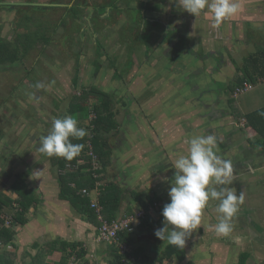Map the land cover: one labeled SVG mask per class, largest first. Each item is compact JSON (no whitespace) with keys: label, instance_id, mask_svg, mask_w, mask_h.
Listing matches in <instances>:
<instances>
[{"label":"rangeland","instance_id":"obj_1","mask_svg":"<svg viewBox=\"0 0 264 264\" xmlns=\"http://www.w3.org/2000/svg\"><path fill=\"white\" fill-rule=\"evenodd\" d=\"M3 1L11 0H0V3ZM30 1L48 3L55 8L36 9L27 4L16 5L19 9L10 11L8 6L0 5V37L13 45H18L21 49L24 44H28V40L31 43L30 49L25 51L20 62L0 63V154L2 156L0 192L8 187L10 173L18 175L25 170L20 162L26 161L27 155L20 156V151L32 147L34 143L40 147V137L47 135L53 118L72 115L77 119L78 125L85 126L89 122L69 113L70 104L75 100L74 96L79 95L80 92V88L74 86L76 75L79 78L78 85L82 87L96 85L105 91L111 89L113 91L116 88L118 94L116 97L121 98L119 101L121 104H115V109L119 110L120 131L110 135L109 142L113 148V155L107 169L103 171L102 184L111 180L122 182V172H127L123 170L133 164L132 160L127 164L125 162L127 158L152 157L151 154L144 156L142 153L144 152L142 145H150L149 141L147 143V140H144L137 146L141 133L137 131L136 119L137 114L140 115L143 110L146 113L150 112L151 125L154 124L157 128L161 124L154 121L152 114L153 109H156V100H151L153 92H156L157 97L163 95L160 98L163 102L172 103L173 97L175 98L176 118L180 116L182 125L190 126L193 121L198 120L196 113L189 119L179 115L181 111L183 114H185L184 111L188 113V108H191L192 100H194L191 96L195 97L198 94L195 91L196 82H190L188 86L182 84L181 79L185 80V77L181 76L189 71L187 64H191L193 72L199 69L198 64L201 67L208 66L209 73L204 68L206 75H203L206 94L213 89L212 93L219 95L220 90L226 89L229 97H232L233 102H236L239 110L244 113L264 106V82L254 84L253 89L235 95L231 87L237 86V80L230 72L233 69L229 65L225 66L224 75L216 77V80H213V75V78L208 75L212 71V66L209 67L207 64H215V62L209 60L208 56L212 54L207 50L217 48V43L214 46L212 40L206 39V29L198 31L189 27L186 30L183 27V17L187 12L180 10L175 0H159L161 4L159 13L155 10L140 9L145 16L142 19L138 16L141 14H138L133 7L141 8L137 0H114V4L121 9L107 6L106 10H103L102 5L107 0H88L89 5L84 8L83 15L86 20L77 19L75 13L67 8L68 4L74 3L71 0H14L20 3ZM153 2L151 1V4ZM97 4L100 8L96 7V10ZM76 9L78 16L79 8ZM101 13L104 14L101 15ZM173 16L179 19L178 23L174 21ZM139 22L143 27L136 32ZM168 24L171 28L180 30L177 33L178 36L186 37V44L196 50L194 54H182L174 61L168 57L179 56L178 52L181 51H175L178 46L175 47L174 44L177 43L180 46L183 44L176 41L177 37L173 44L163 39L168 31L165 28ZM184 32L187 33L183 34ZM255 40L256 38L254 42ZM229 41L226 44H229ZM234 41L237 45V39ZM223 47L221 46V49ZM244 48L243 54L233 55L235 70L241 65L243 55L254 53L258 46L252 43ZM169 52L172 54L167 56ZM101 53L105 54L104 58ZM213 58L217 60L216 64L222 67L224 64L222 54L219 58ZM98 60L103 69L97 74L95 72ZM110 60L120 62L117 66L121 77L114 74L115 69L112 64H109ZM123 61H126V64H121ZM173 78L176 79V84L172 83ZM37 83H42L44 87L38 89ZM158 93L162 94L158 95ZM144 96L149 97L150 100L148 99L146 103L148 106L143 109L140 102ZM127 104L130 106L127 109L129 112L126 110ZM148 126L151 128L150 125ZM148 132L152 131H146L145 139L148 137ZM242 133L243 130L240 134ZM32 157L28 158L29 168L32 165ZM135 189L134 187L132 192ZM96 196L94 193L92 198ZM133 206L141 205L134 200Z\"/></svg>","mask_w":264,"mask_h":264},{"label":"crops","instance_id":"obj_2","mask_svg":"<svg viewBox=\"0 0 264 264\" xmlns=\"http://www.w3.org/2000/svg\"><path fill=\"white\" fill-rule=\"evenodd\" d=\"M239 2L241 5L239 13L224 20L219 27H213L210 13L207 10L197 17L188 12L183 17V27L186 30L189 27L198 31L206 29V39L212 40L214 46L217 43V48L207 50L212 54V56H208L209 60L215 62V64H207L209 67L212 66V71L208 75L211 77L213 75V80L224 75L227 65L234 70V72L230 70L234 74V79L237 78L239 72L234 69L233 55L243 54V48L252 43L256 44L258 49L264 47V0H239ZM174 21L178 23L179 19L175 18ZM166 27H169L168 30H176L175 27L171 28L170 24ZM179 38L178 36L176 41H179ZM254 38H256L255 42ZM236 39L237 45L234 41ZM227 41L229 44H226ZM221 46L224 47L221 49ZM147 52L148 50L145 51L146 54ZM186 53L192 52L185 51L184 54ZM221 54L224 62L222 67L216 64L217 60L213 58H219ZM251 54L253 53L248 55ZM243 56L244 60L247 54ZM190 65L187 64L189 71L181 76L185 77V80L181 79L182 84L188 86L190 82H196L195 91L198 94L195 97L191 96L194 100H192L191 108H188V113L184 111L185 114H183L181 111L179 115H184L183 117L189 119L196 113L198 120L193 121L190 126L182 125L181 120H179L180 116L176 118L175 98L173 97L172 103L170 101L163 102V99H160L163 95L157 97L156 92H153L151 100H156V109H153L152 114L154 121L161 124L157 128L154 127V124L151 125L150 112L146 113L143 110L140 115L137 114L136 119L137 131L141 133V137H138L137 146L142 144L140 142L144 140H147V143L149 141L150 145H142L144 152L141 149L140 151L144 156L151 154L152 157L127 158L125 160L127 164L131 163L132 160L133 164L124 169L123 171L127 172H122L121 175L122 182L120 183L125 199L118 217L126 214V209L134 213L142 208L141 206H133L134 200L136 201L135 194L140 192L144 197L150 196V199L154 200L153 204L159 206L157 217L151 214L157 221L154 232L157 228L162 227L164 218L161 211L164 204L169 202L168 189L170 187L169 181L175 172L174 160L178 155L186 154L188 140L192 136L215 135L218 140V154L225 159H230L233 164V181L228 187L234 189L238 194L243 193V203L233 218L232 233L223 237L217 236L214 231V225L218 222V213L215 210L218 201L210 200L202 215V226L192 231L186 240L183 256H175L173 262L174 264H238L243 255H246L244 264H264V152L251 142L250 135L252 136L253 132L242 129L245 124L243 117L245 113L239 110L236 102H230L231 98L228 91L223 89L225 91L220 90L219 95H215L212 93V89L206 94L203 86L205 85L203 75H206L204 68L209 73L208 66L201 67L198 64L199 69L193 72ZM173 80L172 83L176 81L174 78ZM261 82H264V79L261 78L258 81V83ZM169 88L171 89V87ZM162 93H158V95ZM148 99L149 97L144 96L140 102L143 109L148 106L146 104ZM127 108H129L128 104ZM185 123L187 124V122ZM147 130L152 132H148V137L145 139ZM242 130L243 133L240 134ZM34 144L32 147L20 151V156L27 155V160L20 162L25 170L18 175L10 173L8 187L0 192V201L4 202L5 195L16 198L19 194L18 189L22 191L24 188H26V193L34 194L38 201H35L28 210L29 221L24 225L15 226L16 235L11 242L13 248L9 249L3 246L0 248V253H9L14 258L13 264H35L33 257L44 249L46 244L64 239L83 242L90 253V258L106 264L111 255L110 245L98 239L100 224L90 221L81 214L78 207L68 199L61 197L58 179L60 170L52 163L54 156H43L39 152L38 144ZM29 155L33 156L31 168L28 165L30 162L28 160ZM134 187L136 189L132 192ZM94 193L96 195L95 187L90 190V199ZM6 219L12 220L11 208L8 210ZM134 232H138V228ZM154 232L150 233L145 229L144 233L139 235L138 240L146 245L149 254L157 257L168 244L166 241L163 242L158 239ZM116 245L119 247L118 244ZM44 253H46L44 256L47 261H58L62 256L59 250L50 252L44 249ZM168 262L166 260L164 264H168Z\"/></svg>","mask_w":264,"mask_h":264},{"label":"trees","instance_id":"obj_3","mask_svg":"<svg viewBox=\"0 0 264 264\" xmlns=\"http://www.w3.org/2000/svg\"><path fill=\"white\" fill-rule=\"evenodd\" d=\"M137 1H139L141 8H137V6L133 7L137 10L138 14H141L138 15L141 19L145 16L144 13L140 12V9L149 11L155 10V12L158 13L161 9L160 2H156L155 0ZM151 1H154L153 4H151ZM7 6L12 7V5ZM107 6L112 7L113 9H121V7L114 4V0H109L107 5H102L103 10H106L105 8ZM31 7L36 9L55 8V6ZM78 7V5H75L74 7L72 5L68 9L77 12L76 8ZM138 20H140L139 17ZM138 27H143L140 22ZM165 28L167 30L169 29V27ZM177 33L178 29L168 30L163 39H167V41H170V43L173 44L175 37H178ZM179 37V42H183L182 46L177 43L174 44L176 45L175 47L178 46L177 49L173 46V48L176 49L175 51H181L178 52L179 56H168L172 54L171 52L167 54L172 61L181 57L185 51H191L192 53L196 52L189 44H186V37L180 35ZM27 38L30 39L29 35H27ZM46 40L50 41L48 38H46ZM28 41V44H24L23 49H21L18 45H13L11 42L3 40L0 37V63L13 64L20 62L27 50L30 49L31 43L30 40ZM99 46L101 47V44ZM102 55L103 54L101 53V56ZM99 60L96 62L97 65L95 73L97 74L103 69ZM112 66L115 69L114 74L119 76L120 74L118 73L116 64H112ZM237 71L240 73L236 78L237 86L233 85V87H231L233 94L235 93V89L238 85H243L245 82L257 84L261 78L264 79V47L259 48L257 52L251 55H247L244 58L243 63L237 66ZM78 82L79 78L76 75L74 77V84L80 88V94L74 96L75 100L70 104L69 113L75 116H80L83 121L87 120L88 122L89 120V122L85 126L78 125L79 127L86 129L87 135L81 140L73 139L72 142L74 144H83L84 147L80 153L85 155L87 149L85 144L91 140L93 143V150L98 155L102 165V168L99 171L102 172L107 169V166L110 164L111 156L113 155V148L109 142L110 135H115L120 131L119 129L121 124L118 119V110L115 109V104L118 100H116L114 92L105 91L96 85L82 87L81 85H78ZM230 98V102L233 103L232 97ZM243 117L245 118V124L242 129L253 132L252 136L250 135L251 142L260 147L264 152V106L245 113ZM1 157L2 156L0 154V160ZM87 159H90V157L87 156ZM75 160L76 158H73L71 161L75 162ZM67 161L69 160L57 156H54L52 159L53 165L60 170L58 179L61 187V197L68 199L71 203L78 207L81 214L90 219V221L100 224L95 208L91 207L90 197L80 193V190L83 188L93 190L94 187H96V179L92 176L91 172L83 171L84 166L77 170L69 169L66 166ZM99 179H104V177L102 176ZM73 183L75 185H73ZM18 191L19 194L16 198L5 196L3 198L4 202L0 201V240H2L3 243L13 241L16 235L15 226L24 225L29 221V217L27 216L28 210L30 206L34 205L35 201H38V198H36L34 194H30L29 192L26 193V188L22 191L18 189ZM135 197L136 201L139 202L142 208L148 210L150 205H154V200H151L150 196L144 197L142 193L136 192ZM124 199L125 194L120 183L111 180L101 186L99 202L104 207L103 213L106 218L112 220L118 217L121 213ZM10 208L12 209V220L8 219L11 221L7 224L6 216ZM125 213L130 214L131 212L126 209ZM156 224L157 221L151 216V214H147L146 218L139 225L138 232H122L120 234V241L126 242L129 246H131L132 251L123 253L116 244H110L111 258L106 264H164L166 260L167 262L169 261L168 264H174L173 258L175 256L181 257L183 249L168 244L162 253H160L157 257H154L147 252L146 245L138 240L139 235L144 233L145 229L150 233L154 232ZM0 248H3V246L0 245ZM44 249L50 252L59 250L62 253L61 259L58 261H47L44 256V254H46L44 253ZM44 249L33 257L35 264H104L90 258V253L81 241L59 239L46 244ZM130 256H134L135 260L129 261ZM245 259L246 255H243L238 264H244ZM0 262L1 264H13L14 258L9 253L3 252L0 253Z\"/></svg>","mask_w":264,"mask_h":264},{"label":"clouds","instance_id":"obj_4","mask_svg":"<svg viewBox=\"0 0 264 264\" xmlns=\"http://www.w3.org/2000/svg\"><path fill=\"white\" fill-rule=\"evenodd\" d=\"M180 9L199 16L207 10L213 27L240 11L239 0H175ZM36 87L43 88L42 83ZM87 135L72 115L53 118L47 135L40 137L39 152L49 157L57 156L71 161L78 156L84 145L74 144ZM218 140L215 135H194L188 140L186 154H180L173 162L175 169L169 181V202L165 203L161 215L163 226L154 235L163 242L184 249L192 231L202 226V215L210 200L218 201L217 236L227 237L233 231V218L243 203V193H237L232 184L234 169L230 159L218 154ZM11 243V242H9ZM6 244H0L6 247Z\"/></svg>","mask_w":264,"mask_h":264},{"label":"built area","instance_id":"obj_5","mask_svg":"<svg viewBox=\"0 0 264 264\" xmlns=\"http://www.w3.org/2000/svg\"><path fill=\"white\" fill-rule=\"evenodd\" d=\"M253 88V84L250 82H245L243 85L238 86L235 89V94H240L245 91H248ZM93 116V115H92ZM91 116V117H92ZM86 154L83 155L80 153L78 156H76L75 162L73 161H67L66 166L69 169L77 170L79 168H83V171L91 172L92 176L96 179V198H92L91 201V207L95 208L98 218L100 220V231L98 235V239L100 241L107 242L109 244H118L120 250L125 252H131L132 248L125 242H120V234L125 231L134 232L137 230L139 225L142 223V221L146 218L147 214H152L154 217H157L158 215V204L156 205H150L148 210L145 208H140L136 210L134 213L126 214L122 217L114 218L112 220L106 218L104 216V207L99 202V193L100 188L102 185L100 177L103 176V171L100 172L99 170L102 168L101 162L98 158V155L93 150V143L91 140H89L86 144ZM87 156L90 157V159H87ZM89 164V165H86ZM73 185H75L73 183ZM80 193L85 196H90V190L88 188H83L80 190ZM11 220H7V224L10 223ZM0 244H2V240H0ZM6 247L9 249H12V243L6 244ZM135 260L134 256L129 257V261Z\"/></svg>","mask_w":264,"mask_h":264},{"label":"flooded vegetation","instance_id":"obj_6","mask_svg":"<svg viewBox=\"0 0 264 264\" xmlns=\"http://www.w3.org/2000/svg\"><path fill=\"white\" fill-rule=\"evenodd\" d=\"M11 1H13L14 2V0H11ZM74 1V3L72 4L73 5V7L76 5H78L79 7V12H80V14L77 16V12H75V11H73L74 13H75V15H76V18L77 19H79L80 20V18H83V15H84V8L85 7H87L89 4H88V0H71V2H73ZM108 1L109 0H107V2L105 3V5H107L108 4ZM142 1H149V0H142ZM155 1H157V2H159V0H155ZM3 2H5V1H3ZM62 2V1H61ZM70 2V3H71ZM17 3H20V2H17ZM25 4H14V5H12V7H8L9 8V10L10 11H13V10H18L19 8L18 7H16V5H27V4H29V5H31V6H35V5H33V3H37L36 1H30V2H24ZM0 5L2 6V5H4V6H7V5H9V4H4V3H0ZM61 5H63L62 3H61ZM71 4H68V6H67V8H69L70 6H72ZM95 5V4H94ZM93 5V6H94ZM22 7V6H21ZM59 7V6H58ZM100 8V6H99V4H97L96 6H95V9L97 10V8ZM90 8H92V7H90ZM106 9V8H105ZM161 11V10H160ZM102 14H104V13H101V15ZM83 20H86V19H84L83 18ZM134 24V23H133ZM128 25V24H127ZM138 26H139V23H138ZM139 27H138V30H136V32H139ZM105 57V54H103L102 55V58H104ZM106 57L108 58V56L106 55ZM110 58V57H109ZM109 64H116V66H117V64H120V62L118 61L117 62V60L115 61V60H110V62H109ZM121 64H126V61H123V62H121ZM117 68H118V66H117ZM119 69V68H118ZM120 77H121V75H120ZM74 86H76V85H74ZM76 88H78L77 86H76ZM108 92H114L115 93V95L116 96H118V94H117V90H116V88L112 91V89L111 90H108ZM79 94H80V92H79ZM115 96V98H116V100H118V102H116L117 104L118 103H120L119 101H121L120 99V97H116ZM121 104V103H120ZM129 106V105H128ZM130 107V106H129ZM119 109V108H118ZM128 108H126V110H127ZM118 112H119V110H118ZM40 114H42L41 112H40Z\"/></svg>","mask_w":264,"mask_h":264},{"label":"water","instance_id":"obj_7","mask_svg":"<svg viewBox=\"0 0 264 264\" xmlns=\"http://www.w3.org/2000/svg\"><path fill=\"white\" fill-rule=\"evenodd\" d=\"M4 4H9V5H14V4H25L24 2L23 3H17V2H11V1H5V2H2ZM33 5H43V6H49L50 4L48 3H33Z\"/></svg>","mask_w":264,"mask_h":264}]
</instances>
